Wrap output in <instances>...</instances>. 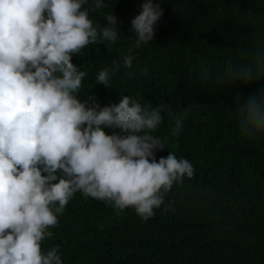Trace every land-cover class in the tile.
Returning a JSON list of instances; mask_svg holds the SVG:
<instances>
[{"label":"trees","instance_id":"1","mask_svg":"<svg viewBox=\"0 0 264 264\" xmlns=\"http://www.w3.org/2000/svg\"><path fill=\"white\" fill-rule=\"evenodd\" d=\"M104 2L89 18L104 24L112 12L119 38L73 55L87 73L78 99L94 95L101 107L125 95L150 108L171 103L182 128L172 135L175 117L162 114L153 134L165 148L155 156L174 152L189 160L194 177L174 184L147 221L134 208L117 215L110 204L77 192L42 243L58 247L63 264H264V134L244 135L233 104L237 91L247 96L264 88V79L247 88L216 81L226 64L247 62L264 48V0H156L164 14L153 41L133 49L132 68L121 67L109 87L96 76L114 60L123 65L136 40L131 20L144 0ZM204 70L213 78L207 84Z\"/></svg>","mask_w":264,"mask_h":264},{"label":"clouds","instance_id":"2","mask_svg":"<svg viewBox=\"0 0 264 264\" xmlns=\"http://www.w3.org/2000/svg\"><path fill=\"white\" fill-rule=\"evenodd\" d=\"M105 7L104 0H0V264H63L58 247L48 250L42 242L77 192L110 204L117 215L134 208L147 221L174 184L194 177L189 160L174 152L155 156L165 148L153 134L162 114L175 117L172 135L182 128L171 103L150 108L125 95L101 107L94 95L78 99L87 73L73 55L119 38L112 12L104 24L89 18ZM140 7L123 65L114 60L103 68L97 84L109 87L121 67L132 68L133 49L153 41L161 4L144 0ZM202 77L205 84L213 79L207 70ZM262 79L264 48L247 62L226 64L216 77L241 88ZM233 104L244 135L264 134V88L247 96L237 91Z\"/></svg>","mask_w":264,"mask_h":264}]
</instances>
